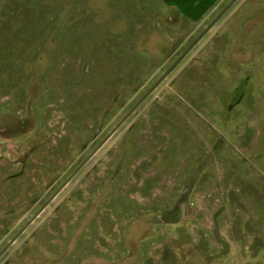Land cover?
Here are the masks:
<instances>
[{
    "label": "rangeland",
    "instance_id": "obj_1",
    "mask_svg": "<svg viewBox=\"0 0 264 264\" xmlns=\"http://www.w3.org/2000/svg\"><path fill=\"white\" fill-rule=\"evenodd\" d=\"M225 1L0 0V164L63 120L117 122L172 61L173 3L197 32ZM232 10L0 264H264V0Z\"/></svg>",
    "mask_w": 264,
    "mask_h": 264
},
{
    "label": "flooded vegetation",
    "instance_id": "obj_2",
    "mask_svg": "<svg viewBox=\"0 0 264 264\" xmlns=\"http://www.w3.org/2000/svg\"><path fill=\"white\" fill-rule=\"evenodd\" d=\"M231 1L232 0H226L220 7V9L197 32H194L195 29L194 31H192L193 24L195 23L196 19L188 14L191 9L188 8L185 11L181 7L182 4L180 5L173 3L174 7L176 8L177 15L168 17L167 19L174 23L173 32L179 36L171 38L173 45L177 44L173 53L171 54L173 58L170 57L172 58V61L169 64L165 62L151 63L155 65V71L149 70L142 76V79L139 83L140 85L134 90V92H132L138 93L142 91L139 98L136 102L132 103V105L128 107V109L124 112V114L117 122L112 125L110 123L117 113L114 114V116H112L109 120H107L102 118L103 115L101 116V112H97L93 113V116L95 117V120L97 122V125L95 126H85V124L79 125L74 123V120H71L69 122L68 120H63L60 124V130L55 132L58 128H55L56 124H52L50 121V128H46L47 130H44V132H48V130L51 129L54 130L55 136L53 137L56 138L55 143H51V134H44V137L42 139H39V136L35 137L36 140L33 143L28 141L27 148L23 151H21L22 145H17V150H13L16 158L13 161H7L8 163L6 164H0L1 235L3 230H7L8 232L11 231V223L9 221H15L31 210H33V213L30 215V217H28V219L20 227V229H18L13 235H11L12 237L0 249V259L10 249V247L14 245L19 237L23 235V233H25V231L43 213H45L56 200H59L58 202L61 204L63 202V200H61V197L66 199L72 194H64V191L81 173H83L89 163L95 158V156H97V154L101 150L105 148V146H107V144L114 138V136L123 127V125H125L130 117L138 110V108H140L148 98L156 93L170 76L176 74L179 70H182L186 66L187 61L192 58V54L196 50L201 51L204 47H209V42L211 39H207L210 36L207 35L212 31V29L220 21L224 20L225 16L232 9L233 10L231 16H234L241 10L243 6H245L249 2V0H236L220 17V19L212 26V28L196 43L195 46H193V48L184 56V58L180 60L176 67L159 84V86L149 94V92L157 84L163 74L174 65V63L193 44V42L201 35V33L207 28V26L210 25L216 19V17H218V15L225 9V7L230 4ZM243 14L244 13L242 12V15ZM228 21L229 19H226L225 23H227ZM238 21L239 19L236 20V23H238ZM185 32H187L186 36L181 39V33L185 34ZM174 77L175 75L173 76V78ZM173 78L171 81L175 82ZM126 107L127 103L124 102V105L121 109ZM79 113L80 116L83 115L82 112ZM64 128H67V130L69 131L73 128L76 133L73 136L70 133H66L67 130L63 132ZM114 130L115 132L112 134ZM41 134H43L42 131H40L39 135ZM76 138L78 139V141L76 140ZM109 150L110 149H108V151ZM109 162L110 161H108V163ZM106 166H108V164ZM104 171L105 172L103 173V175L111 172L107 168ZM84 177L85 176L81 177L78 183ZM94 178V182H91V186L89 187L90 191L93 190L94 187L100 189V185H104L110 179L107 178L105 182H102V176L95 175ZM82 190L83 189L79 191L76 190L74 193L82 197ZM57 203L53 206L50 212L56 210V208L59 206H57ZM66 215L67 211L65 212V214H61L60 216L65 217ZM33 218L34 220L31 222ZM26 226L27 228L17 238V240L9 245L10 242Z\"/></svg>",
    "mask_w": 264,
    "mask_h": 264
},
{
    "label": "water",
    "instance_id": "obj_3",
    "mask_svg": "<svg viewBox=\"0 0 264 264\" xmlns=\"http://www.w3.org/2000/svg\"><path fill=\"white\" fill-rule=\"evenodd\" d=\"M236 0H232L230 2V4L228 6L225 7V9L218 15V17H216V19L210 24L207 26V28L201 33V35L193 42V44L183 53V55L174 63V65L172 67H170V69H168L164 74L163 76L160 78V80L157 82V84L153 87V89L149 92V94L156 88L159 86V84L171 73V71L176 67V65L180 62V60H182L184 58V56L193 48V46L196 45V43L212 28V26L220 19V17L229 9V7L235 2ZM142 102V101H141ZM140 102V103H141ZM139 103V104H140ZM138 104V105H139ZM137 105V107H138ZM136 107V108H137ZM118 128V127H117ZM116 128V129H117ZM115 129V130H116ZM115 130L112 132V134L115 132ZM34 220V218L31 220V222ZM30 222V223H31ZM29 223V224H30ZM28 224V225H29ZM27 228V226L22 230L20 231V233L10 242L9 245H11L12 243H14L17 238L25 231V229Z\"/></svg>",
    "mask_w": 264,
    "mask_h": 264
}]
</instances>
